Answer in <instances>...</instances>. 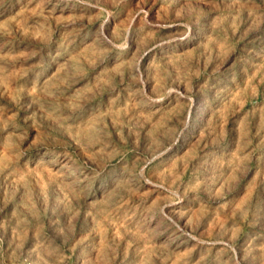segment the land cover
<instances>
[{
  "label": "rangeland",
  "instance_id": "rangeland-1",
  "mask_svg": "<svg viewBox=\"0 0 264 264\" xmlns=\"http://www.w3.org/2000/svg\"><path fill=\"white\" fill-rule=\"evenodd\" d=\"M0 264H264V0H0Z\"/></svg>",
  "mask_w": 264,
  "mask_h": 264
}]
</instances>
